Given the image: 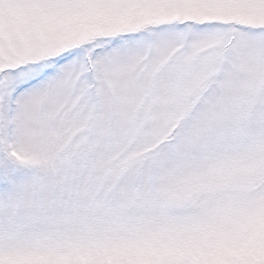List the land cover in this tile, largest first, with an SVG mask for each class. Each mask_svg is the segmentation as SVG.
I'll return each instance as SVG.
<instances>
[{"label":"snow or ice","instance_id":"snow-or-ice-1","mask_svg":"<svg viewBox=\"0 0 264 264\" xmlns=\"http://www.w3.org/2000/svg\"><path fill=\"white\" fill-rule=\"evenodd\" d=\"M0 264H264V0H0Z\"/></svg>","mask_w":264,"mask_h":264}]
</instances>
